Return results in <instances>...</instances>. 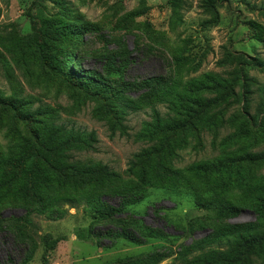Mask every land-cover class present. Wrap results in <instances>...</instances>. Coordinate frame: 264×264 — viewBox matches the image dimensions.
<instances>
[{
    "label": "rangeland",
    "instance_id": "obj_1",
    "mask_svg": "<svg viewBox=\"0 0 264 264\" xmlns=\"http://www.w3.org/2000/svg\"><path fill=\"white\" fill-rule=\"evenodd\" d=\"M262 200L264 0H0V264H231Z\"/></svg>",
    "mask_w": 264,
    "mask_h": 264
},
{
    "label": "trees",
    "instance_id": "obj_2",
    "mask_svg": "<svg viewBox=\"0 0 264 264\" xmlns=\"http://www.w3.org/2000/svg\"><path fill=\"white\" fill-rule=\"evenodd\" d=\"M94 81H90L89 85H93ZM141 200V197H123L120 196V200L117 205H109L108 203L97 200L95 201V207L93 206L92 216L94 219H100V221H129L128 217L130 213L125 209L128 205H133L138 203ZM256 212L259 215H264V200L260 201L259 205L256 207ZM55 219H60L63 216L58 214V211L53 213ZM130 221L131 223H140L141 220ZM136 221V222H135ZM127 233L129 240L131 242L142 244L146 242V238L141 235L139 232H130ZM224 233L228 235V242H231L233 250L229 252L227 256L228 261L231 264H248L253 260V257L256 256L257 249L264 252V237L259 238L251 233L250 229L246 225L240 226H230L224 230ZM85 232L79 233L78 236L82 240H88L91 237H100L94 231L90 230L88 234ZM112 237V236H111ZM117 237V236H116ZM55 243H52L49 247V251H52L55 247ZM48 245V241H47ZM170 256V253H165L160 250H155L145 257L138 259H128L120 264H158L164 258ZM225 262H228L224 259Z\"/></svg>",
    "mask_w": 264,
    "mask_h": 264
}]
</instances>
